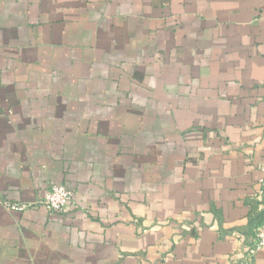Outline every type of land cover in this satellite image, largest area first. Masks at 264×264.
I'll list each match as a JSON object with an SVG mask.
<instances>
[{
	"label": "crops",
	"instance_id": "0c3cea01",
	"mask_svg": "<svg viewBox=\"0 0 264 264\" xmlns=\"http://www.w3.org/2000/svg\"><path fill=\"white\" fill-rule=\"evenodd\" d=\"M263 163L264 0H0V264H264Z\"/></svg>",
	"mask_w": 264,
	"mask_h": 264
},
{
	"label": "built area",
	"instance_id": "2783aa9c",
	"mask_svg": "<svg viewBox=\"0 0 264 264\" xmlns=\"http://www.w3.org/2000/svg\"><path fill=\"white\" fill-rule=\"evenodd\" d=\"M260 176L258 178V191L256 193L255 199L264 213V163L260 166ZM74 193L73 191L67 189L62 184H54L50 186L44 197L37 201V205L44 206L47 211L51 214L59 213L63 208L70 202L73 201ZM32 204L27 203H8L4 204L6 210L8 211H23L29 208ZM264 248V220L261 222L259 228L256 230L252 243L247 247V252L249 255H255L261 249Z\"/></svg>",
	"mask_w": 264,
	"mask_h": 264
},
{
	"label": "trees",
	"instance_id": "16d2710c",
	"mask_svg": "<svg viewBox=\"0 0 264 264\" xmlns=\"http://www.w3.org/2000/svg\"><path fill=\"white\" fill-rule=\"evenodd\" d=\"M263 215H264V213H263Z\"/></svg>",
	"mask_w": 264,
	"mask_h": 264
}]
</instances>
